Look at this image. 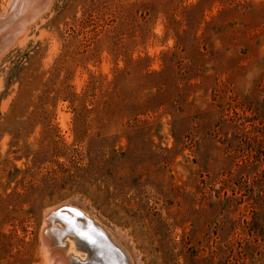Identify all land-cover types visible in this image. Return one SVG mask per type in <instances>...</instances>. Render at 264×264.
Returning <instances> with one entry per match:
<instances>
[{
	"label": "rangeland",
	"instance_id": "rangeland-1",
	"mask_svg": "<svg viewBox=\"0 0 264 264\" xmlns=\"http://www.w3.org/2000/svg\"><path fill=\"white\" fill-rule=\"evenodd\" d=\"M50 1L0 55V264L65 202L133 264H264V0Z\"/></svg>",
	"mask_w": 264,
	"mask_h": 264
},
{
	"label": "bare ground",
	"instance_id": "bare-ground-1",
	"mask_svg": "<svg viewBox=\"0 0 264 264\" xmlns=\"http://www.w3.org/2000/svg\"><path fill=\"white\" fill-rule=\"evenodd\" d=\"M32 1L11 0V3L7 6L8 8L6 11L0 14V55L13 41L11 36L18 38L17 36L19 34H25L29 24L32 21H35V19L38 18V16L47 8L49 2H51L50 0ZM31 2L32 4L30 5ZM53 211L54 210H52V213ZM80 211L86 219H90L88 215L83 213V210L80 209ZM58 217L61 219L55 218L51 213L46 215L44 227L42 229L43 246H46V250L48 252V262L51 259H53L52 264H86L87 262L90 263L92 261L88 254V249L78 239V237H76L73 233L64 234L66 229V225L62 221V219H64L72 224L73 229L82 230V228L93 227L97 232L103 233L113 245L117 246L120 251H122L127 264H133L129 253L119 243V241L114 238L107 229L97 224L93 218L90 220L91 225L87 226L82 223L76 224L74 218L75 216L73 217V215L69 213H62L59 211ZM59 226L64 228L60 229L58 228ZM61 245H64V248L61 247ZM85 253L87 254L86 260L84 255ZM102 263L104 264L105 262Z\"/></svg>",
	"mask_w": 264,
	"mask_h": 264
},
{
	"label": "water",
	"instance_id": "water-1",
	"mask_svg": "<svg viewBox=\"0 0 264 264\" xmlns=\"http://www.w3.org/2000/svg\"><path fill=\"white\" fill-rule=\"evenodd\" d=\"M68 203L69 202H65L58 205V207L53 211V216L57 219H61L57 215V212L61 211L62 213H69L73 216L79 215L85 218L78 207L69 205ZM51 212L52 211L50 210L48 213ZM62 221L66 225L64 234L73 233L88 249V254L92 261L90 263L87 262L86 264H103L102 262H105L106 264H127L122 251H120L117 246L113 245L103 233L97 232L93 227L82 228V230L73 229L71 223L65 221L64 219H62ZM61 247L64 248V245H61Z\"/></svg>",
	"mask_w": 264,
	"mask_h": 264
}]
</instances>
